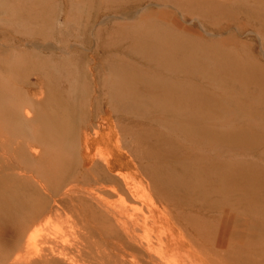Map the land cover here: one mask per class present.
<instances>
[{
	"label": "rangeland",
	"instance_id": "obj_1",
	"mask_svg": "<svg viewBox=\"0 0 264 264\" xmlns=\"http://www.w3.org/2000/svg\"><path fill=\"white\" fill-rule=\"evenodd\" d=\"M263 42L264 0H0V254L102 151L160 172L182 227L226 233L217 264H264V87L232 79L264 76Z\"/></svg>",
	"mask_w": 264,
	"mask_h": 264
},
{
	"label": "bare ground",
	"instance_id": "obj_2",
	"mask_svg": "<svg viewBox=\"0 0 264 264\" xmlns=\"http://www.w3.org/2000/svg\"><path fill=\"white\" fill-rule=\"evenodd\" d=\"M134 16L137 14L134 13ZM151 20L150 18L148 21ZM172 22L170 24L164 21L159 27L165 38V45L187 50L186 43L181 41L179 36L185 31L195 35L194 30L186 28L177 20ZM150 38L157 40L153 35ZM239 71L241 75L238 77L233 73L232 79L264 87V76L257 77L242 69ZM101 137L103 140L104 137ZM117 156L114 152L106 154L102 151L92 156L91 152L87 151L84 156V166L82 165L85 168L84 179L69 181L59 192L54 193L49 190L51 204L49 203L33 217L24 229L14 232L9 247L0 254V264H217L220 262L219 251L227 250V234L223 233L218 238H211L210 235L203 238L198 231L193 229L190 231L187 226L182 227L183 225L181 226L170 215L166 202L156 194L154 186H161L162 174L154 171L153 174L148 175L142 171L137 160L122 155ZM118 166L127 169L129 173L126 175L117 173ZM19 175L42 185L32 172L30 174L26 170H21ZM37 224L39 228L31 232ZM202 239L209 247L200 243Z\"/></svg>",
	"mask_w": 264,
	"mask_h": 264
}]
</instances>
